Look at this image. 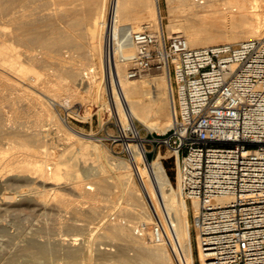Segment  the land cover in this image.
<instances>
[{
    "label": "bare ground",
    "instance_id": "6f19581e",
    "mask_svg": "<svg viewBox=\"0 0 264 264\" xmlns=\"http://www.w3.org/2000/svg\"><path fill=\"white\" fill-rule=\"evenodd\" d=\"M61 1L70 7L58 11L52 8L53 0H0V264H58L56 254H64L66 264L84 259L88 264H174V256L178 264H195L187 200L180 195V185L179 191L172 186L162 161L166 156L159 152L148 161L146 139L134 124L137 119L150 130L169 129L174 117L169 77L164 71L128 76L135 52L129 31H141L145 25L154 32L166 27L169 35L183 34L192 47L237 43L264 35V0H166V26L161 0ZM70 45L84 47V68L62 57ZM46 60L56 64L58 77L70 78L60 89L101 107L113 105L121 129L134 133L127 145L133 166L126 161L124 170L125 165L101 161V172L86 182L90 173L82 176L79 163L60 160L66 143L56 125L77 136L81 145L83 138L94 136L75 129L54 108L59 88L50 84L52 74L35 68ZM104 73L111 93L102 82ZM85 82L82 92L78 84ZM47 184L54 188L46 189ZM192 207L197 226L198 203L193 201ZM15 214L32 217L29 232L18 230L10 218ZM42 215L63 223L69 232L44 239L38 219ZM81 216L88 220L80 222ZM156 219L165 230L163 241H155L151 230L146 236L136 234L140 222L150 225ZM101 229L104 237H95L100 245L90 248L96 240L91 232ZM199 260L212 264L202 252Z\"/></svg>",
    "mask_w": 264,
    "mask_h": 264
},
{
    "label": "built area",
    "instance_id": "2783aa9c",
    "mask_svg": "<svg viewBox=\"0 0 264 264\" xmlns=\"http://www.w3.org/2000/svg\"><path fill=\"white\" fill-rule=\"evenodd\" d=\"M129 37L128 76L155 69L169 77L172 124L146 140L179 160L181 195L199 206V254L212 264H264V35L192 47L182 34L145 25ZM120 134L134 138L130 129ZM149 230L163 241L158 219L140 222L136 234Z\"/></svg>",
    "mask_w": 264,
    "mask_h": 264
},
{
    "label": "rangeland",
    "instance_id": "374dc122",
    "mask_svg": "<svg viewBox=\"0 0 264 264\" xmlns=\"http://www.w3.org/2000/svg\"><path fill=\"white\" fill-rule=\"evenodd\" d=\"M53 1L56 4H53L52 8H56L57 7L58 11L60 9H62L63 7L67 6V8H68L71 5V4H66L65 5V4L62 3L61 0H56V1L53 0ZM58 1H60V2H58ZM75 1L78 3L80 0H78V1L75 0ZM75 1H74V3H76ZM161 7H162V13H163V16H164V23H165V26H166V24L168 22V18H167L168 17V7H167L166 0H161ZM110 8H111V6H110ZM206 14H209V13L206 12ZM208 16H210V18H211V16H214V15H208ZM165 32L168 34V30H167L166 27H165ZM67 47H68V49H67ZM67 47L63 49V55L64 56L62 55V57L65 58L64 60L68 64H69V62L74 61V62H76L79 65V67H81V68L83 67L84 68L88 64V59L86 57L84 58V55H85L84 54V52H85L84 47H81V46L79 47L77 45H70V46H67ZM18 48L23 49V47H21V46H19ZM39 50H40V48H39ZM42 54L43 53H40V55H42ZM72 57H73V59H72ZM69 58H71V59H69ZM95 63H96V61H95ZM39 67H41V68H39ZM35 68L37 70H39L40 72L52 74V76H50V79H51L50 84H52L55 87L59 88V86H61L63 84L66 85L67 82H69L70 78L67 77V76L61 75V76L58 77L57 66L52 61L50 63V61L46 60L43 65H38V64L35 65ZM149 72H151L152 74H161L162 73V71L155 70V69L151 70ZM97 75H99L97 77H100V73H97ZM108 76H109L108 74L104 73L102 75V82L105 81L104 82V87L107 88V92L111 93L109 91L108 87H106V86L109 85V80H108L109 78H107ZM60 77H61V79H60ZM80 77H81L80 75L77 76L78 80L76 82L80 83V79H79ZM86 83L87 82H85L83 85L78 84V86H79V88H81L82 92L86 90V87H84V85H86ZM47 84H49V82H47ZM164 85H165V82L163 83V87H164ZM56 91H57V100H58L59 103L57 102L56 105L54 106V108L57 111H59L63 116L68 117V120H69L70 124L75 129H77L78 131L87 133V134H93V136H94L93 138H90V140H89V138H83V140H85V142L83 141V145L84 144L86 145V146L85 145L83 146V145H81L82 141L79 140L77 136L67 134L66 130H64L63 128L61 129V127L56 125V127L58 129V134L57 135L64 142V144L68 143L67 145L65 144V148H64V150L62 152L63 154L60 157V160H63V163H65V161H68V162H66V164H76V163L78 164L79 163L76 166L79 169V171H80L79 173L82 176L86 177V176H88V173H90L89 174L90 176L87 177L86 182H92L91 181L92 180L91 177L94 176L95 174L101 172V170H100L101 168H99L101 166V161L107 160L112 166H119L120 167L122 165H125V166H122L124 170H125V168L127 166V162L128 161H129L128 164L130 166H133L132 153L127 148V145H128V143H130V141L124 140V138L121 136V134H120V125H119V123H120L119 122V117H118V115H116L117 111H116V109H114V107H113V105L111 103L101 107L95 102L92 104L91 101L88 102V99H83L82 97L77 96L71 90L67 91V89H60L59 88V89H56ZM67 95L70 96V97L68 98ZM100 108H103V109L101 110ZM134 124H135L136 129L139 131L140 135L142 137H144L145 139L146 138L150 139V138L153 137L152 135H157L158 133H160L156 129H153V130L148 129L141 121H139L137 119H134ZM59 134H61V135H59ZM161 134L162 133H160L159 135H161ZM75 140H77V141H75ZM87 141H89V142L91 141L92 143L91 142L89 143ZM76 142H77V144H76ZM93 142L98 144V148H96L94 146ZM146 142H147V140H146ZM92 144H93V146H90ZM99 145L102 147V149H101V147ZM146 147H147L148 150L153 149L152 152H150L149 155H148V161L153 160L157 156V154L159 152H162L163 155L166 156V158H164L162 161H163V163L165 165V168H166V171L168 173L169 179H170V181L172 183V186H174L175 190L179 191V181H178V178H177V164H176L175 157L172 156V151L169 148H167L166 146H164V145L161 146L160 148H158L157 146H153L149 141L146 143ZM68 148H69V150H68ZM78 149H79V151H78ZM70 150H73V151H70ZM102 151H104V152H102ZM77 152L78 153L81 152V153L78 154ZM75 158H76V160H78L77 162H76ZM118 162H120V163H118ZM83 164L86 165V166H84ZM118 164H120V165H118ZM64 165L65 164H63V166ZM141 165L143 167H145L144 164H141ZM90 169H92L93 172L89 171ZM85 171H87V172H85ZM134 180H135L136 184L140 187L141 184H140V181H139V178H138L137 174L134 175ZM47 185H49V186L47 188L45 186L46 189L54 188L53 184H52L53 187L50 184H47ZM117 189L118 188H116L115 190H117ZM180 195H181V192H180ZM118 202L121 203L122 199H119ZM187 203H188L189 208H190L189 209V211H190V220H191L190 223H191V234H192V244H193V252H194V258H195V264H201V261L199 260V250H198V244H197V230H196V225H195L194 209H193V207H192L190 202L187 201ZM18 215L21 216V217H18L15 214V215H13V217L10 216V218L15 222L18 230L22 229L23 232H25V233L29 232L30 231V227H31L30 225H31V222H32L30 219L32 217L30 216L31 217L30 218L29 215H26V214H18ZM23 215L25 217H27V218H25ZM42 216H44V217L41 219ZM42 216H39L38 219H40L41 222H43V224L40 222V220H38V222H40V224H42V229L44 228L43 230L41 229L42 237L45 235L43 237L44 239L53 240L54 238H57L61 233L69 232L68 228L66 229L65 228L66 226H63V223H59L58 224V221L53 220L50 216H47V215H42ZM14 218H16V219L14 220ZM28 218H29V220L31 222L28 220ZM80 218L82 219L80 222H83L84 220L85 221L88 220L87 217H82L81 216ZM51 219H52V222H51ZM34 221H36V219ZM55 221L57 222L58 225L55 223ZM29 223H30V225L28 226L27 224H29ZM54 223H55V227H54ZM60 224L62 225V227H59V226H61ZM50 225H51V227H50ZM92 225H94V224H92ZM25 226H26V228H25ZM27 226H28V230H27ZM23 228H25V230ZM52 228H55V229L53 230ZM101 231H102V229L99 230L98 234L95 231H94L95 233L91 232V234H94V235H92V237L93 238H95V237L98 238V236H101V235L104 237V233H102ZM99 234H101V235H99ZM97 238H95L96 240L92 244L93 247L91 246L90 248H94L95 249V247L100 245L99 241L97 240ZM99 238H101V237H99ZM101 245H103V244H101ZM50 248H54V247L51 246ZM53 259H56L55 263L66 264L65 263L66 259L64 257V254H62V255L56 254L55 258H53ZM173 262H174V264H178L177 258L175 256L173 257ZM44 264H53V263L45 262ZM74 264H88V262H87L86 259H84V260L81 261V263L79 262V263H74ZM121 264H125V263H121ZM126 264H129V263H126Z\"/></svg>",
    "mask_w": 264,
    "mask_h": 264
}]
</instances>
